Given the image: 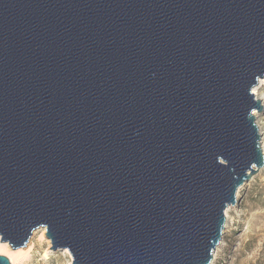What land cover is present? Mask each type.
<instances>
[{"label": "water", "instance_id": "1", "mask_svg": "<svg viewBox=\"0 0 264 264\" xmlns=\"http://www.w3.org/2000/svg\"><path fill=\"white\" fill-rule=\"evenodd\" d=\"M262 78L264 0H0L1 241L211 264L264 167Z\"/></svg>", "mask_w": 264, "mask_h": 264}, {"label": "rangeland", "instance_id": "2", "mask_svg": "<svg viewBox=\"0 0 264 264\" xmlns=\"http://www.w3.org/2000/svg\"><path fill=\"white\" fill-rule=\"evenodd\" d=\"M260 113L264 124V109ZM239 199L231 210L234 221L223 236L215 264H264V167L252 174ZM30 240V258L19 264H72L73 257L66 253L69 249H53L46 227L36 229ZM28 245L10 246L13 250H28ZM47 251L49 257L45 259ZM0 254L10 258L6 253Z\"/></svg>", "mask_w": 264, "mask_h": 264}, {"label": "bare ground", "instance_id": "3", "mask_svg": "<svg viewBox=\"0 0 264 264\" xmlns=\"http://www.w3.org/2000/svg\"><path fill=\"white\" fill-rule=\"evenodd\" d=\"M253 93H254L256 99L257 100L260 99L262 105H264V78L260 79L258 84L253 88ZM260 111H262V110H259V111L255 110L254 114H255L256 119H257L259 130L261 132V144H262V150H263V153H264V124H263V122H261L262 117H260L261 116ZM247 182L241 186V188H240V190L238 192V197L239 198H240V195H241V190L244 189V187L247 184ZM232 208H233V206H229L226 209L227 220H226V226H225V229H224V234H226V232H228V230L231 228V225H232V223L234 221V217L231 214ZM223 241H224V238L221 241L220 245H218L217 248L215 249L214 258H213V261H212L211 264H215L216 258H217V255H218V251H219V249L222 247V245L224 243ZM32 246H33V242L30 240L29 241V245H28V247H29L28 250H23V249L13 250L12 247L8 243L2 242L1 239H0V253H6L10 257L11 261L14 264L23 263L26 259L30 258V252H31V247ZM66 253L70 257L72 256L69 250H67ZM48 257H49V251H47L45 253V255H44L45 259H47Z\"/></svg>", "mask_w": 264, "mask_h": 264}]
</instances>
